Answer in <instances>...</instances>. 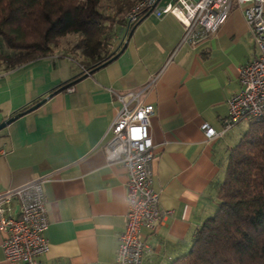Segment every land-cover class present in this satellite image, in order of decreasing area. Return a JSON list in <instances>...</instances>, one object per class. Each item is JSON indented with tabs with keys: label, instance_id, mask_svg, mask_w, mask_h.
Listing matches in <instances>:
<instances>
[{
	"label": "crops",
	"instance_id": "1",
	"mask_svg": "<svg viewBox=\"0 0 264 264\" xmlns=\"http://www.w3.org/2000/svg\"><path fill=\"white\" fill-rule=\"evenodd\" d=\"M182 30L170 14L146 13L123 52L84 77L68 46L12 70L0 67V122L81 77L0 131V193L49 177L43 185L49 251L41 264H117L127 176L119 164L107 163L103 145L118 108L114 93L141 91L152 78L154 85L140 94L154 107L152 188L160 210L171 214L155 230L142 231L148 251L141 264H170L185 255L214 213L227 156L241 138L240 121L217 139L201 127L221 129L227 101L241 88L237 70L255 48L235 3L213 36L182 46L167 63ZM124 33L117 29L115 48L122 47ZM2 239L0 233V264H21L5 258Z\"/></svg>",
	"mask_w": 264,
	"mask_h": 264
},
{
	"label": "built area",
	"instance_id": "2",
	"mask_svg": "<svg viewBox=\"0 0 264 264\" xmlns=\"http://www.w3.org/2000/svg\"><path fill=\"white\" fill-rule=\"evenodd\" d=\"M141 0L126 16L129 25L141 13L159 17L170 14L182 25L181 37L168 56L172 61L182 46L195 47L213 36L226 21L233 2L240 9L252 37L255 54L246 65L238 68L240 91L227 101L228 114L219 131L207 124L201 129L208 139H217L242 119L264 118V0ZM156 78L137 92L115 94L116 114L107 130L103 145L109 164H119L126 173L127 211L124 230L118 237L115 262L141 264L148 247L143 230L153 231L170 211H161L159 195L152 188L153 142L149 119L154 107L144 104L140 94L154 85ZM48 176H40L19 187L0 193L1 249L5 258L21 264H41L40 258L49 251L45 237L48 213L43 185ZM16 204L13 212L12 204Z\"/></svg>",
	"mask_w": 264,
	"mask_h": 264
},
{
	"label": "trees",
	"instance_id": "3",
	"mask_svg": "<svg viewBox=\"0 0 264 264\" xmlns=\"http://www.w3.org/2000/svg\"><path fill=\"white\" fill-rule=\"evenodd\" d=\"M140 1L0 0L1 70L53 54L67 36L82 75L95 70L119 51L117 29L127 27L126 14ZM248 121L227 156L214 213L195 231L189 251L170 264H264V118Z\"/></svg>",
	"mask_w": 264,
	"mask_h": 264
},
{
	"label": "water",
	"instance_id": "4",
	"mask_svg": "<svg viewBox=\"0 0 264 264\" xmlns=\"http://www.w3.org/2000/svg\"><path fill=\"white\" fill-rule=\"evenodd\" d=\"M149 13H147L148 15ZM135 27V26H134ZM133 27V28H134ZM133 30V29H132ZM131 33L132 31H130V33H128L127 37L125 38V41L124 43L122 44V47L120 48V50L116 53V55L111 59L109 60L107 63H110L112 60H114L115 58H117L122 52L123 50L125 49L126 45H127V42L131 36ZM106 63V64H107ZM106 64H103L102 66H105ZM100 66V67H102ZM98 67V68H100ZM93 72V70L83 74L81 77H84L86 76L87 74H91ZM80 77V78H81ZM79 78V79H80ZM77 79V80H79ZM77 80H74V81H71L69 83H66L65 85L61 86L59 89L55 90L54 92L50 93L47 97L41 99L40 101L34 103L33 105H31L30 107H28L26 110L24 111H19L17 113H15L14 115L8 117L7 119L3 120L2 122H0V131L2 129H4L6 126H8L11 122H13L14 120L20 118L21 116L27 114V113H30L32 111H34L35 109H37L38 107H40L48 98H50L53 94L59 92V91H62V90H65V89H68L70 86H72Z\"/></svg>",
	"mask_w": 264,
	"mask_h": 264
},
{
	"label": "rangeland",
	"instance_id": "5",
	"mask_svg": "<svg viewBox=\"0 0 264 264\" xmlns=\"http://www.w3.org/2000/svg\"><path fill=\"white\" fill-rule=\"evenodd\" d=\"M168 1H170V0H161V2H164V3L168 2ZM127 14H126V16H127ZM58 44H59L60 48H62L64 46H71L74 44V40H73L72 36H67L66 38L61 39ZM248 125H249L248 119H242L239 122V124H237V127H236L237 132H239L240 135L242 136L243 133L247 130Z\"/></svg>",
	"mask_w": 264,
	"mask_h": 264
}]
</instances>
